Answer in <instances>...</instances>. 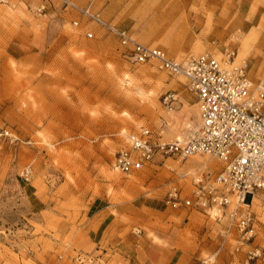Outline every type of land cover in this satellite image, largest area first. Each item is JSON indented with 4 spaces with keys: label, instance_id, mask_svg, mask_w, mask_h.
<instances>
[{
    "label": "rangeland",
    "instance_id": "374dc122",
    "mask_svg": "<svg viewBox=\"0 0 264 264\" xmlns=\"http://www.w3.org/2000/svg\"><path fill=\"white\" fill-rule=\"evenodd\" d=\"M42 1L0 2V131L15 137L0 136V264H246L249 253L264 264V192L246 199L253 236L241 245L226 213L166 202L171 186L187 194L194 174L217 172L215 156L113 166L140 126L187 137L197 112L185 79L126 61L102 27L58 2L37 12ZM70 1L178 61L229 47L264 75V0Z\"/></svg>",
    "mask_w": 264,
    "mask_h": 264
},
{
    "label": "built area",
    "instance_id": "2783aa9c",
    "mask_svg": "<svg viewBox=\"0 0 264 264\" xmlns=\"http://www.w3.org/2000/svg\"><path fill=\"white\" fill-rule=\"evenodd\" d=\"M47 2H58L65 10L71 8L113 35L126 61H154L168 73L184 77L195 98V127L181 141H161L159 132L140 126L128 134L127 145L116 151L113 166L130 172L143 168L156 157L181 160L192 154L215 156L221 163L217 172L194 174L187 194H182L180 187L171 186L166 202L175 208L226 213L229 222L235 223L241 232L238 244L249 241L254 216L246 199L249 195L253 199L255 192H264V76L253 80L247 61L234 63L235 51L229 47L224 48L221 57L204 51L178 61L163 49L140 42L129 30L70 0H43L35 10L42 12ZM72 24L77 25L78 21L73 20ZM83 35L87 39L95 37L90 28ZM171 100H174L172 93L163 97L165 104ZM0 136L10 141L15 138L8 129L0 131ZM22 176L29 180L30 169H24ZM230 205L232 208L227 211ZM253 256L254 253H249L246 264Z\"/></svg>",
    "mask_w": 264,
    "mask_h": 264
},
{
    "label": "bare ground",
    "instance_id": "6f19581e",
    "mask_svg": "<svg viewBox=\"0 0 264 264\" xmlns=\"http://www.w3.org/2000/svg\"><path fill=\"white\" fill-rule=\"evenodd\" d=\"M217 56H218V57H221V56H219V53L217 54ZM185 59H186V58L182 59L181 61H183V60H185ZM176 60H177V59H176ZM180 76H182V75H180ZM263 76H264V75H263ZM263 76H262V77H263ZM182 77H183V76H182ZM183 78H184V77H183ZM194 127H195V126H194ZM177 140H181V137L178 136V137H177ZM213 215H215V212H214V211H213Z\"/></svg>",
    "mask_w": 264,
    "mask_h": 264
}]
</instances>
